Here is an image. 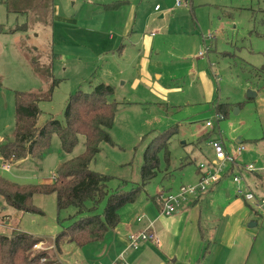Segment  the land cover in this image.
Listing matches in <instances>:
<instances>
[{"label":"rangeland","instance_id":"374dc122","mask_svg":"<svg viewBox=\"0 0 264 264\" xmlns=\"http://www.w3.org/2000/svg\"><path fill=\"white\" fill-rule=\"evenodd\" d=\"M128 1L52 0L53 10L48 4L40 14L26 17L7 11L0 0L4 30L0 33V144L13 137L16 91L42 96L37 123L43 125L50 118L63 122L71 93L78 89L89 92L105 83L113 87L109 99L118 102V110L108 129L112 142L101 144L90 169L110 176L109 189L122 180L129 187L141 184L145 150L155 145L157 133L172 129L167 154L165 149L158 152L159 169L144 184L141 198L153 196L167 185L171 178H163L166 169L173 182L180 183L182 178L187 181L186 172L193 173L200 163L208 164L213 152L210 138L202 139L207 133L219 137L229 150L240 139L244 146L240 158L246 157V163L256 168L249 173L242 169V175L259 192L264 188V74L256 69L264 63V0H189L180 6L175 0ZM113 4L117 5L108 7ZM156 4L161 10L155 13ZM124 10L131 12L125 32L128 38L112 49L101 50L96 40L104 37L102 43H109L108 36L115 35L125 19ZM32 15L40 22L34 21L26 32L16 30ZM73 22L76 24H70ZM80 30L87 31L90 39L83 42ZM149 32L154 35L150 37ZM52 40L53 50L46 43ZM200 48L207 51L203 57L197 55ZM53 79L58 81L48 94ZM247 90L255 95L248 96ZM225 102L232 109L216 121L215 106ZM208 120H213V126H205ZM83 151L81 136L71 152H64L58 136L52 134L40 158L4 162L0 157V177L20 185L46 183L64 160ZM234 173L226 165L219 178L229 175L224 181L232 182ZM32 203L42 213L19 212L0 195V216H11L10 225L0 220V226L43 238L32 251L44 250L53 260L57 250L54 237L72 222L69 217L75 209L58 210L54 194H35ZM59 245L68 264L103 263L89 253L88 246Z\"/></svg>","mask_w":264,"mask_h":264},{"label":"trees","instance_id":"16d2710c","mask_svg":"<svg viewBox=\"0 0 264 264\" xmlns=\"http://www.w3.org/2000/svg\"><path fill=\"white\" fill-rule=\"evenodd\" d=\"M51 1L2 0L7 11L20 12L26 17L28 13L40 12L45 5L47 7L50 4L52 8ZM116 5L108 7L114 8ZM34 21L39 20L32 15L30 19L18 25L16 30L26 32ZM3 31V25H0V33ZM256 70L264 74V63ZM57 81L53 79L49 82L48 94L52 93ZM113 91V87L105 83H98L89 92L78 89L68 97L63 122L50 118L43 125L37 123L38 103L42 96L33 91L15 92L13 137L12 140L0 144V157L4 162L18 161L27 156L40 158L52 134L58 136L64 152H71L79 136L83 138L84 151L64 160L49 182L20 185L0 177V195L9 206L19 211L42 213L32 203L35 194H54L58 210L68 207L75 209V213L69 217L72 222L54 237L56 248L60 242L84 246L102 240L105 232L119 223V209L133 202L140 195L144 184L155 177L159 169L158 152L165 149V156L167 154L166 146L173 133L172 129L154 136L156 143L150 144L145 150L140 167L141 184L134 187H129L127 181L122 180L117 187L109 189L110 176L90 169L101 144L112 142L108 129L112 126L118 110V102L109 99ZM49 97L50 95L47 98ZM231 109L232 104L229 102L215 106V112L221 117H225ZM207 138H210V133L202 139ZM152 198L158 202V196ZM2 228L6 227L0 226V264H53L44 250L32 251V246L43 238L19 230L6 231Z\"/></svg>","mask_w":264,"mask_h":264},{"label":"crops","instance_id":"0c3cea01","mask_svg":"<svg viewBox=\"0 0 264 264\" xmlns=\"http://www.w3.org/2000/svg\"><path fill=\"white\" fill-rule=\"evenodd\" d=\"M123 1L126 4L129 3L128 0ZM160 10L161 7L155 9V5L153 6L155 13ZM121 14L125 15V19L117 29V33L108 36L109 43H102L104 37L96 40L95 43L101 45L99 46L101 50L112 49L120 41L128 38L125 32L129 27L128 21L131 12L124 10ZM159 17L162 18L163 14L161 13ZM70 24L75 25L76 22ZM67 26L69 27L68 23ZM80 31H82L80 38L83 42L90 39L86 35L87 31ZM100 34L104 33L100 32ZM149 35L151 37L154 33L149 32ZM92 39L95 41V36ZM47 42L50 46L48 47L53 50V40ZM150 42L149 38L148 47ZM52 55H55L54 51H52ZM215 138L217 136H210V140ZM240 143V139L237 138L235 145L231 147L234 148ZM242 155L243 152L236 159L240 167L248 162L246 157L240 158ZM210 157L208 155L205 159L208 160ZM228 166L231 173L237 171L233 165ZM164 173L163 178L168 177L171 180H167V185L153 195L158 196L157 199L160 195L177 191L185 183L197 182L201 175V171L197 167L193 173L186 172L185 179L187 181L182 178L180 183H175L173 182L174 177L168 169ZM225 178L229 179V175L220 178L204 193L189 196L170 215L160 213V205L154 201L152 195L142 196V198L139 195L133 202L127 203L119 209V223L114 228L107 230L102 240L80 247H90L89 253L97 259L101 258L102 264H264V215L258 208L253 207L241 195H238L234 182L231 180L232 182L227 183L224 181ZM261 178L264 179V175ZM244 182L242 184L245 188L254 190L251 182V185L246 179ZM255 194L264 196V188L262 189L261 186L260 191H256ZM10 217L8 214H2L0 220L3 221V224L10 225ZM145 229L155 235L156 241L145 240L136 247L129 246L128 234ZM107 253L109 256L105 261ZM55 254L56 257L52 260L53 264H60L61 261L68 264V260H64L61 256L60 245ZM81 254L84 252L81 251Z\"/></svg>","mask_w":264,"mask_h":264},{"label":"built area","instance_id":"2783aa9c","mask_svg":"<svg viewBox=\"0 0 264 264\" xmlns=\"http://www.w3.org/2000/svg\"><path fill=\"white\" fill-rule=\"evenodd\" d=\"M186 1L188 0H175V5L180 6ZM155 9H159V5L156 4ZM206 52V49L200 48L197 55L198 57H203ZM218 115L219 116H216V121L221 118V115ZM213 124V120L205 122V126L207 127H211ZM209 145L213 152V158L206 165L203 163L199 164L198 169L201 171V175L197 183L194 185H181L175 192H168L160 195L158 199L160 213L170 215L189 196H197L204 193L212 184L219 181L221 170L228 164L237 168V171L232 175L236 193L241 195L243 199L249 202L253 207L258 208L264 215V196H257L250 188H247L246 191L243 190V184L245 182L240 169L242 168L248 172L256 170L255 166L251 163H244L242 167L237 163L236 159L243 152L244 146L242 144H237L234 148L228 150L219 137L210 140ZM6 167H8V165H6ZM127 239L131 247H136L145 240L156 241L155 235L148 229L139 232H131L128 234Z\"/></svg>","mask_w":264,"mask_h":264},{"label":"water","instance_id":"95a60500","mask_svg":"<svg viewBox=\"0 0 264 264\" xmlns=\"http://www.w3.org/2000/svg\"><path fill=\"white\" fill-rule=\"evenodd\" d=\"M247 95L248 96L255 95V92H253L252 90H247Z\"/></svg>","mask_w":264,"mask_h":264}]
</instances>
